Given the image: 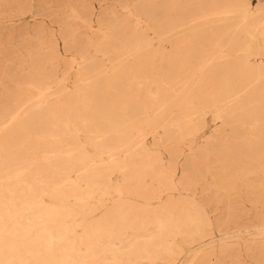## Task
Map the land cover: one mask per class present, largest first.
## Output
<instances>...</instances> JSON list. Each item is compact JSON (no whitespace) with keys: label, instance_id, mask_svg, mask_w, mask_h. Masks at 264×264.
I'll return each mask as SVG.
<instances>
[{"label":"bare ground","instance_id":"bare-ground-1","mask_svg":"<svg viewBox=\"0 0 264 264\" xmlns=\"http://www.w3.org/2000/svg\"><path fill=\"white\" fill-rule=\"evenodd\" d=\"M119 5L70 6L79 57L41 27L0 89V264H177L211 226L199 188L246 190L264 224V0Z\"/></svg>","mask_w":264,"mask_h":264},{"label":"rangeland","instance_id":"rangeland-1","mask_svg":"<svg viewBox=\"0 0 264 264\" xmlns=\"http://www.w3.org/2000/svg\"><path fill=\"white\" fill-rule=\"evenodd\" d=\"M252 1L258 2V0ZM27 2L28 9L23 13L9 10L0 13V89L9 83L10 74L20 70L22 66L28 67V52L37 50L36 39L40 32L38 29L41 27L46 28V33L52 34L59 44L64 65L70 61L72 55L78 56L76 49L67 50L69 44L65 43V36L68 34L65 28L72 25L68 17L70 6L77 8L82 4L89 6L94 12V24H97L98 18L111 9L115 8L119 14H123L119 5L121 3L129 2L130 7L133 6V0H27ZM1 7L4 8L3 5ZM64 65L60 70L61 75ZM3 72H7L8 75H3ZM73 78L74 73L71 71L70 85L73 84ZM209 120L208 125L212 126L213 121L210 118ZM161 153L165 163H168L170 154L165 150ZM183 155L178 164L179 174L182 173L185 165ZM194 197L205 203L211 226L205 228L203 237L196 236L193 243L185 244L178 237L176 242L184 247V251L177 258V264L189 261L191 250L202 243L212 244L214 251L211 254L210 264H264V224L261 204L257 206L254 201L249 200L246 190H240L239 194L232 195L229 199L225 197L222 202L216 201L217 197L213 190L199 188L195 191ZM223 243L231 247L222 250ZM254 250L262 252L254 254ZM163 263L159 260V264Z\"/></svg>","mask_w":264,"mask_h":264}]
</instances>
